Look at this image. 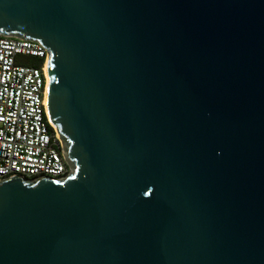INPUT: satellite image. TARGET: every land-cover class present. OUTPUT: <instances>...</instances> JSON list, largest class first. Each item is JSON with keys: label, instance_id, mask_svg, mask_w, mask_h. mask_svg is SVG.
I'll return each mask as SVG.
<instances>
[{"label": "water", "instance_id": "95a60500", "mask_svg": "<svg viewBox=\"0 0 264 264\" xmlns=\"http://www.w3.org/2000/svg\"><path fill=\"white\" fill-rule=\"evenodd\" d=\"M47 50L72 166L0 181V264H264V0H0Z\"/></svg>", "mask_w": 264, "mask_h": 264}, {"label": "built area", "instance_id": "2783aa9c", "mask_svg": "<svg viewBox=\"0 0 264 264\" xmlns=\"http://www.w3.org/2000/svg\"><path fill=\"white\" fill-rule=\"evenodd\" d=\"M46 58L40 41L0 34V181L61 180L72 171L47 111Z\"/></svg>", "mask_w": 264, "mask_h": 264}, {"label": "trees", "instance_id": "16d2710c", "mask_svg": "<svg viewBox=\"0 0 264 264\" xmlns=\"http://www.w3.org/2000/svg\"><path fill=\"white\" fill-rule=\"evenodd\" d=\"M35 58V57H33ZM31 64H36V65H40L42 63V58H38L36 57L35 60H33L32 62H30Z\"/></svg>", "mask_w": 264, "mask_h": 264}, {"label": "rangeland", "instance_id": "374dc122", "mask_svg": "<svg viewBox=\"0 0 264 264\" xmlns=\"http://www.w3.org/2000/svg\"><path fill=\"white\" fill-rule=\"evenodd\" d=\"M26 60H27V61L30 63V62H32L33 60H35V58H33V57H32V58H30V57H29V58H28V59H26ZM30 64H31V63H30ZM32 65H36V64H32Z\"/></svg>", "mask_w": 264, "mask_h": 264}, {"label": "bare ground", "instance_id": "6f19581e", "mask_svg": "<svg viewBox=\"0 0 264 264\" xmlns=\"http://www.w3.org/2000/svg\"><path fill=\"white\" fill-rule=\"evenodd\" d=\"M46 88H47V85H46Z\"/></svg>", "mask_w": 264, "mask_h": 264}]
</instances>
